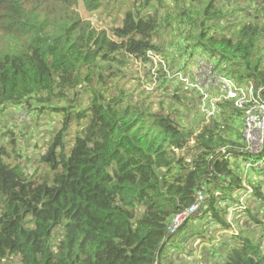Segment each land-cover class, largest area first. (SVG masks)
I'll use <instances>...</instances> for the list:
<instances>
[{"label": "trees", "instance_id": "1", "mask_svg": "<svg viewBox=\"0 0 264 264\" xmlns=\"http://www.w3.org/2000/svg\"><path fill=\"white\" fill-rule=\"evenodd\" d=\"M257 1L225 11L221 0H0V264H162L173 238L184 247L189 233L212 259L220 245L216 264H264V162L249 166L256 178L241 177L238 162L253 157L240 109L220 98L201 117L203 95L217 88L173 89L163 69L189 53L190 69L176 78H194V59H204L256 94L264 88ZM99 10L115 14L109 32L80 17ZM155 56L158 84L147 91L141 78L152 82ZM17 112L49 115L56 126L37 163L21 153ZM198 195L208 197L191 218L200 227L189 231L190 219L171 233L172 218ZM229 212L247 217L233 225Z\"/></svg>", "mask_w": 264, "mask_h": 264}, {"label": "rangeland", "instance_id": "2", "mask_svg": "<svg viewBox=\"0 0 264 264\" xmlns=\"http://www.w3.org/2000/svg\"><path fill=\"white\" fill-rule=\"evenodd\" d=\"M221 1L222 2L219 4V7L225 11L229 10V9H231V11H232V10L240 9V8H244V7H250V9H252V5L248 2V0H221ZM257 2H259V0ZM227 12H229V11H227ZM80 17L84 20L90 21L92 24V27L94 29L105 30V31L109 32V29L113 26L112 22L114 20L115 14L114 13L112 14L108 11L103 14L101 12V10H99L98 12H95V13L90 14V15L88 14V12H81ZM231 19H234L233 15H231ZM188 57H189V53H187L183 57V59L181 60V65H179V67L175 66L171 71L167 70V68H166L167 62H165L163 60L165 63L163 69H164V71H166L168 79L171 80L175 76V79L172 82V88L173 89L178 87L179 83L181 81H183V83L185 85H188V84L190 85V83L194 82L196 79V78L194 79V78L190 77L189 73H186V76H184V73H183L184 71L181 72L178 75V77L176 78L177 75H175V73L178 69H181V68L190 69L191 63L188 60L189 59ZM160 63H162V61L160 60L159 57L155 56L152 58L153 66H152V68L148 67V71L149 70L151 71L150 75L152 77V82L149 85H147L148 79H145L143 77L141 78L142 83H143V88H145V90L151 91L153 89V87L157 86L158 76H159L157 74V71H158ZM197 63H198V59H194V65L195 66H193V68H192L191 76L192 75L194 76V74L196 73L195 75L197 77L198 73H199V75L202 77L203 75L208 76V73H213V68L211 65L206 64L205 66L201 67V65H202V63H201L200 66H198V68H197ZM141 68H142L141 64L136 63L134 61H130L129 68H128L129 72L137 73L141 77V75L143 74L141 71ZM189 72H190V70H189ZM183 77H185V79H183ZM196 80H197L196 82L199 83V78ZM134 84H135V82L134 83L130 82L129 83V89H133ZM197 89H200V87L197 86ZM189 98L192 100V99H194V96H189ZM203 101H205V100H203ZM194 105H195V103H194ZM204 110H205V107L203 106L198 111H199V114L201 117L206 118L209 114L208 115L204 114ZM239 111L241 113V116L239 117L237 122L241 125V123L243 122V111L242 110H239ZM46 116L47 117L43 116V117H40L41 119L39 118L38 120H35V121L33 119L31 121L29 115L25 114L24 112H17V118L15 119V122H14L15 126L23 125V127L21 128L22 134H20V136H19L20 137L19 141H20V145H21L20 148H22L21 153L23 154V156L28 158V160H31L35 163H37V161L33 157H36L39 154L40 148L42 147V145L45 142H47L49 140V138L51 137V135L53 133V130L56 128V126H54L55 124L53 123V121H51L50 118L48 119L49 115H46ZM30 125H31V127H30ZM255 146L256 145H254V147ZM237 168L239 169V173L241 174V177L244 178L245 175H247V180H250V178L255 176V174H256V171L253 170L252 167L246 168L245 163H242L241 161L238 162ZM32 170H33L32 168L29 169L30 172H32ZM255 178H256V176H255ZM260 183H262V182L260 181ZM217 193L221 194L222 196H227L229 194V192H227V191H222V192H217ZM236 194L238 195V194H240V192H237ZM250 194H251V189L248 188V193H246L245 196L250 195ZM243 198L240 200V202L242 204H243V202H242ZM228 216H233V212H229ZM192 220L193 219H191V224H188V226L190 227L189 229H191V225H192L193 221L196 223L195 220H193V221ZM229 222L231 224H233L230 220H229ZM233 228H234V226H232L231 229L228 230V232L232 233ZM185 233L186 232L181 233V234L184 236ZM216 233H218V232H216ZM179 235L180 234H178L176 237L173 238L175 245L173 243H171L165 249V254L168 255V258L171 257L169 252L171 251V249L173 247L176 249V251H181V250L183 251V247L180 246L179 242H177V240H179L181 238V237H179ZM192 240H193V238H191L190 240H187L186 242L191 241L192 245L199 246L196 242H192ZM206 251H207V249H206ZM175 255H176V253H175ZM194 257L198 258V255L196 256L194 254ZM202 260H203V263L206 262L205 259H201L200 261L202 262ZM169 261L171 262V260H169ZM180 263L181 262H178V264H180Z\"/></svg>", "mask_w": 264, "mask_h": 264}, {"label": "bare ground", "instance_id": "3", "mask_svg": "<svg viewBox=\"0 0 264 264\" xmlns=\"http://www.w3.org/2000/svg\"><path fill=\"white\" fill-rule=\"evenodd\" d=\"M205 66L206 63L204 59L198 60L197 68L200 66ZM210 65V64H209ZM196 74V73H195ZM194 74V79L199 78V83H197L196 79L193 83L188 84L190 87L196 88L197 86L200 87L198 90H204L209 91L210 88L216 87L218 93L212 97H210L207 93L203 95V102L206 103L202 105V107H205L204 113L208 115L206 119L210 116H212L215 112V103L219 101V99H226V100H234V105L237 109H240L244 113L243 118V139H244V145L245 149L244 151L250 155V157H253L251 159L252 163H245V167H249L253 165L254 167L260 169L263 164L264 160V127L261 131L257 132V143L254 147L249 142V139L246 137L247 135V125H246V112L251 109L253 112H257L258 114H261L264 118V97L262 96V93L264 92V88L258 89L257 93H253V87L250 84L248 88L246 87H239L236 82H232L224 77H218L215 72L208 73V76H200L198 73V76ZM201 107V108H202ZM224 153V152H223ZM256 157H259L258 159H255ZM208 197L198 195L197 200L194 204H192L190 207L182 210L180 214L175 215L170 224H169V230L171 233H174L176 230L182 227V225L188 221L194 216V214L201 212L203 210V206L206 203Z\"/></svg>", "mask_w": 264, "mask_h": 264}, {"label": "crops", "instance_id": "4", "mask_svg": "<svg viewBox=\"0 0 264 264\" xmlns=\"http://www.w3.org/2000/svg\"><path fill=\"white\" fill-rule=\"evenodd\" d=\"M247 202H248L247 205H248V207H249L251 212H253L254 210H256L258 208V203L254 199L248 200ZM246 217H247V215H245V217H240V216L235 217V215H233V216H228L227 215V219L230 220L233 223V225H235L236 221L242 220L244 218L246 219ZM200 225L201 224L198 221H196V223L194 221L192 222V228L193 229H197L198 227H200ZM193 229H189V231H191L194 234ZM207 231H208V228H207ZM217 232L218 233L215 232V235L213 236L212 242L214 244L216 243L215 240L221 239L219 237L223 236V231L217 230ZM190 239H191V233H189V235L187 237V240H190ZM181 240H184V239H181ZM194 240L195 239L193 238L192 242H196ZM196 243L199 245V242H196ZM183 245H184V247H183L182 253L179 252V251L175 252L176 250L171 251L169 253L171 257L169 259H163L161 261V263L162 264H178V262H181V263L184 262L185 264H200V263L202 264L203 260H202V262L200 260L202 258H206V262L204 264H216L217 262H219V259L222 260V251H223V249L220 247V245L216 246V250L217 251L215 252V257L214 258H217V260L214 263H212V260L214 258L212 259V257L209 255V251L208 250L206 251V248L204 246H201V245L194 246V245H192L191 241L183 242ZM192 246L195 247V251L189 252L188 248H190ZM175 253H177V254L175 255ZM194 254L196 256L198 255V258H195ZM169 260H171V262Z\"/></svg>", "mask_w": 264, "mask_h": 264}, {"label": "built area", "instance_id": "5", "mask_svg": "<svg viewBox=\"0 0 264 264\" xmlns=\"http://www.w3.org/2000/svg\"><path fill=\"white\" fill-rule=\"evenodd\" d=\"M246 125H247V135L246 137L249 139L251 145H256L257 143V132L261 131L264 127V118L261 114L257 112H253L249 109L246 112Z\"/></svg>", "mask_w": 264, "mask_h": 264}]
</instances>
